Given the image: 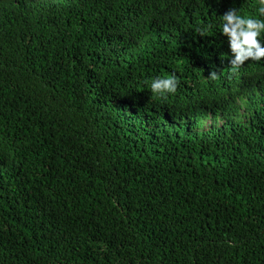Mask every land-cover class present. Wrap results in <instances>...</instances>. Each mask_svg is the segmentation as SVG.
Instances as JSON below:
<instances>
[{
  "label": "trees",
  "instance_id": "trees-1",
  "mask_svg": "<svg viewBox=\"0 0 264 264\" xmlns=\"http://www.w3.org/2000/svg\"><path fill=\"white\" fill-rule=\"evenodd\" d=\"M259 7L0 0V264H264V60L219 19Z\"/></svg>",
  "mask_w": 264,
  "mask_h": 264
},
{
  "label": "clouds",
  "instance_id": "clouds-1",
  "mask_svg": "<svg viewBox=\"0 0 264 264\" xmlns=\"http://www.w3.org/2000/svg\"><path fill=\"white\" fill-rule=\"evenodd\" d=\"M259 16L251 18L242 16L239 10L232 8L219 17L221 21V33L227 37L232 59L230 69L238 71L246 62H260L264 60V45L261 44V34L264 33V0H259ZM211 24H206L196 29L199 36H207L206 32L211 29ZM218 74L212 71L209 79H217ZM179 86L175 74L168 77L156 78L151 81L150 88L154 96L164 98L175 94Z\"/></svg>",
  "mask_w": 264,
  "mask_h": 264
},
{
  "label": "rangeland",
  "instance_id": "rangeland-1",
  "mask_svg": "<svg viewBox=\"0 0 264 264\" xmlns=\"http://www.w3.org/2000/svg\"><path fill=\"white\" fill-rule=\"evenodd\" d=\"M210 123V121L208 120L207 122H206V126H207V124H209Z\"/></svg>",
  "mask_w": 264,
  "mask_h": 264
}]
</instances>
